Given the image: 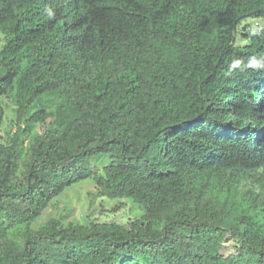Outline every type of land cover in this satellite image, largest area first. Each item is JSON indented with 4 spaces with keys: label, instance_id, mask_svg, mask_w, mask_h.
Returning <instances> with one entry per match:
<instances>
[{
    "label": "trees",
    "instance_id": "obj_1",
    "mask_svg": "<svg viewBox=\"0 0 264 264\" xmlns=\"http://www.w3.org/2000/svg\"><path fill=\"white\" fill-rule=\"evenodd\" d=\"M247 19L264 0H0V264H264V31ZM91 178L142 215L34 228Z\"/></svg>",
    "mask_w": 264,
    "mask_h": 264
},
{
    "label": "rangeland",
    "instance_id": "obj_2",
    "mask_svg": "<svg viewBox=\"0 0 264 264\" xmlns=\"http://www.w3.org/2000/svg\"><path fill=\"white\" fill-rule=\"evenodd\" d=\"M245 30L264 31V19H247L239 28V32ZM248 41L238 34L236 45L247 44ZM3 44V36L0 34V50ZM1 102L5 109V121L0 132V144L7 142L11 132V121L14 119L13 105L8 98H2ZM108 161V160H106ZM244 187L253 186V182L246 181ZM118 207L117 210L115 208ZM142 210L138 205L121 199H109L99 197L95 193L94 180L87 179L67 189L60 197L53 201L34 224V228L46 223L52 218H59L66 225L82 224L91 222H116L127 224L130 219L139 218Z\"/></svg>",
    "mask_w": 264,
    "mask_h": 264
}]
</instances>
